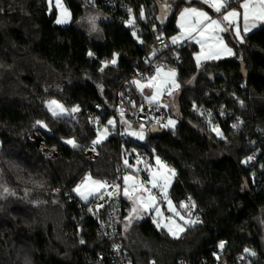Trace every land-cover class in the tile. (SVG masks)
<instances>
[{"label":"trees","instance_id":"16d2710c","mask_svg":"<svg viewBox=\"0 0 264 264\" xmlns=\"http://www.w3.org/2000/svg\"><path fill=\"white\" fill-rule=\"evenodd\" d=\"M62 1L70 14L66 26L55 23L46 0H0V183L9 189L0 192V264H24L25 257L31 264H91L95 253L106 250L93 222L65 192L86 172L114 179L121 163L114 129L103 142L93 141L112 118L117 93L141 99L130 75L144 69V58L175 71L177 110L167 111L177 123L148 136L146 126L142 142L127 136V149L146 153L149 163L156 157L167 161L175 171L168 197L175 205L194 204L201 223L174 239L146 217L124 233L127 254L135 264H264V25L243 43L225 33L233 57L198 65L193 46L173 49L169 41L177 13L203 6L195 0ZM163 2L170 12L160 24ZM87 8L106 16L91 33L78 26ZM161 36L170 43L162 53L154 47ZM51 98L81 112L53 117L45 108ZM192 103L204 114L194 112ZM33 134L40 136L39 146ZM89 146L98 150L93 160L83 154ZM249 154L252 166L245 163Z\"/></svg>","mask_w":264,"mask_h":264},{"label":"snow or ice","instance_id":"6c2138e0","mask_svg":"<svg viewBox=\"0 0 264 264\" xmlns=\"http://www.w3.org/2000/svg\"><path fill=\"white\" fill-rule=\"evenodd\" d=\"M202 2L213 9L215 13L221 14L222 19H213L206 11L195 7H187L180 13L181 36L173 37L172 43L176 44L179 40L184 38L193 39L196 43L200 44L201 53L204 55L205 59H218L220 56V51H226L231 54L232 50L228 48L226 44H224L223 37L220 35V33L234 31L235 37L238 38L241 43H243L245 36L242 35V32L244 34H247L251 30L256 29L259 25H264V0H237L239 10H229V6L233 2V0H202ZM49 4L51 5V0H49ZM56 7L61 10V14L57 17L55 22L57 24L67 23L69 14L67 12V9L63 7L61 0H56ZM2 11L3 9H0V12ZM131 11L132 10L129 9L130 13ZM140 16H144L143 11L140 12ZM95 19V17L90 19L93 30H96ZM128 23H134V20L130 19ZM133 35H136V33L134 32ZM206 45L208 46L207 51H205ZM217 45L219 46V48L216 47ZM89 55H91V53ZM196 60L197 64L199 65L201 60L200 54L196 56ZM111 63H116L115 57L113 58ZM155 71L156 75L149 77L146 83H141L139 80H134L133 83L141 91V93H143V90L145 88L152 89L153 91L151 95L146 96L145 99L149 103H156L157 105H160L161 97L165 94V92L167 93V95L171 96L173 94L172 90L178 88L179 85L175 82L174 77L176 73L174 70H170L169 72L164 73L163 76L161 75L163 71L161 67H157ZM163 106L166 107L167 105ZM47 107L53 117L57 118L64 117L66 115L71 116L72 113L79 111L78 107H74L71 110H68L57 100L48 101ZM142 110L143 108L141 107V111ZM120 115L121 121L126 123V121L123 120L124 112L122 109ZM36 123L37 125H40L42 127H47V125L42 121H37ZM108 124L114 126L115 121L109 120ZM174 124L175 121L169 120L168 124L164 126L167 127ZM233 127H238V125H233ZM143 128L144 125L141 124L140 132H130L129 135H134L137 136L138 139H143ZM213 131H215L218 136H222V133L218 128H214ZM107 132V127L103 130V132H100V130L98 129L97 138L93 141V145L100 143L102 139L106 138ZM66 143L71 144L73 147L77 146L74 140H67ZM251 159L252 157H248L245 163H247ZM124 163L127 167H133L132 165L128 164L127 160H125ZM139 163H141V161L138 159L137 164ZM156 164L158 168L155 171L151 170V166L146 165L150 172V179L147 183L150 184L151 187H148L144 182L138 181L132 176L126 175L124 177L123 194L127 199L131 200L133 204V207L127 217L128 224L125 225V228L127 229V227L131 225L133 218H142L139 215L140 211L147 212L155 210L157 216L161 215L160 210L157 207V195L153 193V189L160 190V196L164 200H167L170 206L169 211L173 212L175 216L180 217V219L184 221L185 225H187L188 227H193L196 224L201 223L198 216L195 219L185 220V217L182 216L180 212H178L174 207H171L172 202L168 199L167 189L171 182V177L175 175V171L169 169L168 166L165 165L159 157L156 158ZM137 171H139V169H137ZM90 184L94 186V188H90ZM106 187H108L106 182L92 180L91 176H88L85 178L84 182L73 189V191H75L82 200L87 201L89 197L95 195V193L99 191V189ZM114 187H116L117 190L119 189V185H115ZM0 192L7 194L9 193V189L2 183H0ZM108 195H112V193H108ZM100 198L103 199V196L101 195ZM36 203L38 206L40 202ZM192 207H195V205L192 204ZM180 208H188V205L185 203H181ZM188 215L190 217L191 212H189ZM157 227L159 228L161 227V225L157 223ZM164 227L167 228L168 233L174 239H179L181 233L186 230V228L179 225H177L175 229L169 224H165ZM80 242L84 243L83 240H81ZM219 248L221 250L224 248V242L220 243ZM244 251L249 252L250 255H255V253L250 252L249 249H245ZM24 264H31L28 257L24 258ZM153 264H155V262H153Z\"/></svg>","mask_w":264,"mask_h":264},{"label":"built area","instance_id":"2783aa9c","mask_svg":"<svg viewBox=\"0 0 264 264\" xmlns=\"http://www.w3.org/2000/svg\"><path fill=\"white\" fill-rule=\"evenodd\" d=\"M140 9L143 10V7L140 6ZM171 43V42H170ZM167 42L165 37H157L155 39L154 47L157 52L162 53L166 50L170 44ZM173 49H176L179 45L170 44ZM93 57V56H92ZM175 60L178 61L179 57L174 55ZM145 67L144 69L135 70L131 75L130 79L134 80H144L149 75L156 73V68L161 67L162 70H173L170 67H164L162 64L153 61L152 59L144 58ZM175 82L179 85L176 75L174 77ZM179 89L175 88L172 91H177ZM141 107L143 110L141 111ZM192 110L199 115L204 114V110L199 108L196 103H192ZM92 109L99 111L101 107L97 104L92 105ZM121 109L124 112V117L126 120H131L134 123L143 124L144 127L149 126V128L153 125L158 126L163 131L168 129L164 125L168 124L169 120H172V116L167 111V108L162 107L161 105H157L156 103H149L147 100L140 99L136 100L134 95L128 93L125 96L117 93L113 100L112 105V113L111 117L115 120L114 127V135L117 141L119 142V150L121 153V163L117 165L115 169V177L112 180H104L108 187L103 188L98 194H96L92 199H90L87 203L83 204L80 199L76 196L73 189L75 186L81 185L85 178L89 175L86 172L76 183V185L65 192V196L67 198H71L77 202V207L83 212L84 216L91 220L94 224V231L98 237H100L106 243V250L104 252H97L93 259H91V264H135L134 261L129 257L127 251L124 247V232H123V223L126 212V205L122 195V183L123 178L126 173V167L123 164V158L129 157L132 161L137 162L139 159L141 163L139 164H147L148 155L142 151L137 149H127V134L125 133L123 127L119 124V118H121ZM79 111L72 113L73 117H76ZM87 114V111H85ZM218 115L222 117V112H218ZM170 126V125H169ZM44 150V149H43ZM84 156L88 159H95L98 156V150L94 146L87 147L84 152ZM248 157H252L250 161L247 162L248 166H252L254 164V155L249 154ZM161 161L170 168V165L164 159ZM137 177L140 181L147 183L148 172L144 168H140L137 172ZM115 185H119V189L117 190ZM108 193H112V195H108ZM153 193L157 195L159 202L163 205V198L159 194L158 189H153ZM103 196V199L100 196ZM183 203L188 205L186 208V216L189 219H195L198 215L195 209L188 204V201L185 200ZM102 205V207H101ZM91 209V211H90ZM191 212V216L189 217L188 213ZM81 241V240H80ZM84 241V240H83ZM83 245L84 243H81ZM217 249L214 250V255H216ZM239 262H243L242 258L238 259ZM154 261H149L147 264H153ZM157 264V263H155ZM183 264V263H179ZM187 264V263H185Z\"/></svg>","mask_w":264,"mask_h":264},{"label":"rangeland","instance_id":"374dc122","mask_svg":"<svg viewBox=\"0 0 264 264\" xmlns=\"http://www.w3.org/2000/svg\"><path fill=\"white\" fill-rule=\"evenodd\" d=\"M61 3H62V5H63V7H64L65 9H67L66 6L64 5V3H63L62 0H61ZM46 4H47V11H48V12H50V11H52V10L55 11V14H56L55 21H56L57 17L61 14V10H60L59 8L56 7V0H51V5L49 4V0H46ZM67 12H68V14H69L68 9H67ZM169 12H170V4H169V3H166V2L161 3L160 6H159V13H158V16H157L158 22H159L160 24H164V23L166 22V20H167V18H168V15H169ZM93 17L96 18V19H95V29H97L98 24H99L101 21L106 20V16H105L104 14H102L101 12H99V11H97V10H94V9H92V8H87V9L85 10V12H84L83 17H82V18L80 19V21L78 22V26H79L80 28L84 29L87 33H91V32L96 31V30H93V26H92V24L90 23V19L93 18ZM69 22H70V14H69L68 22H67V23L58 24V25L66 26V25L69 24ZM55 23H56V22H55ZM56 24H57V23H56ZM173 37H177L176 34L172 35V36L170 37V39H172ZM140 82H141V81H140ZM146 82H147V80H145L144 82H141V83H146ZM135 86H136V85H135ZM136 90H137V92H138L141 96L144 97V99H145L146 96H150L151 93H152V91H153V90L151 89V91H150L151 93H150L149 95H146L145 92H144V90H143V93H141V91H140L137 87H136ZM162 99H163V96L161 97V102H160L161 106L166 105V104L163 103ZM51 100H56V99L51 98V99H48V100L45 101V108H46L47 110H48L47 103H48V101H51ZM57 101H58V100H57ZM58 102H59L60 104H62L60 101H58ZM62 105H63V104H62ZM63 106H64V105H63ZM64 107H65V106H64ZM163 107H165V106H163ZM65 108H66V107H65ZM165 108H167V107H165ZM66 109H67V108H66ZM48 112L51 114V112H50L49 110H48ZM51 115H52V114H51ZM109 120H114V118H110V119H108V120H107V123H106L105 125H103V126L99 129L100 132H103V130L107 127L108 132H107L106 138L111 134V130H112V128L114 129V127H115V125L112 126V125H109V124H108V121H109ZM123 120L126 121V123H125V122H122V121H121V118H120V122H121L120 124H121V127H123V129H124L125 133L127 134V136L133 138L134 140H136V141H138V142H142V141L144 140V138H145V134H146L145 127H144L143 130H142V131H143V136H144V138H143V139H138L137 136L129 135V133H130V132H140V131H141V129H140V125H141V124H140V123H134L133 121H131V120H126L125 118H123ZM172 120L175 121V124H174V125L167 126L169 129H173V128L175 127L176 123H177V120H176L175 117H172ZM129 126H130V127H129ZM42 128H44V127H42ZM44 129H45V128H44ZM96 138H97V131H96V135H95L94 140H96ZM106 138L102 139L101 142H103ZM31 140L34 142V144H36V145H38V146L41 144L40 136L37 135V134H33V135L31 136ZM101 142H100V143H101ZM98 144H99V143H98ZM44 151H46L47 154H51V155L53 154V151H51V150H45V149H44ZM156 158H157V157H156ZM156 158H155V162H154L153 169H151V170H153V171H155V170L158 168V166H157V164H156ZM125 160H127V159H126V158H123V164H124V166H125L128 170L126 171V174L124 175V177H125L126 175H128V176H132V177H134L136 180L140 181V180L138 179V177H137V172H138L137 169H140V166H142V167H143L144 169H146L147 172H148V179H147V181H146V182H148V180L150 179V172H149V170H148L147 167L145 168L143 164L139 166V164H137V162L128 163L129 165H132L133 167H127V166L125 165V163H124ZM160 160H161V158H160ZM127 161H128V160H127ZM154 167H155V168H154ZM156 167H157V168H156ZM169 169H172V168H169ZM172 170H173V169H172ZM92 180H93V179H92ZM172 180H173V176L171 177V182H172ZM98 181H100V180H98ZM171 182H170V184H169V186H168L167 194H168V190H169V188H170ZM130 183H131V181H130ZM122 184H123V185H122V195L124 196V194H123V189H124V178H123V183H122ZM146 185H147L148 187H151V185L148 184V183H146ZM76 187H77V186H75V188H76ZM89 187H90V188H94V186H92L91 184L89 185ZM75 188H74V189H75ZM99 190H100V189H99ZM159 191H160V190H159ZM98 192H99V191H97L95 194H97ZM74 193L76 194V196H77L79 199H81L80 196L77 195V193H76L75 191H74ZM94 196H95V195H94ZM124 198H125L126 200H128L129 203H130L129 211H128L127 215L125 216V218H124V223H123V232H124L127 236H128L129 234H131L132 232H134V229H135V227L138 225V223H139L142 219H144V218H146V217H150L152 223L155 225V227H156L157 230H163V231H164L165 233H167L169 236H171V235L168 233L167 228L164 227L165 224H169V225H170L171 227H173L174 229L176 228L177 225H179V226H181V227H184V228L187 226V225H185L184 221L180 219V217L175 216V215L173 214V212L169 211V207H170V206H169L167 200H164V199H163L164 203H163V205H162V204L159 202L158 198H157V207L159 208L161 215H160V216H157V213H156L155 210H151V211H147V212H145V211H140V212H139V215H140L142 218H141V219H135V218H133L131 225L128 226L127 229H126V228H125V225L128 224L127 217H128V215H129V212L131 211V209H132V207H133V204H132V201L129 200V199H127L125 196H124ZM168 199L170 200L169 197H168ZM81 200H82V199H81ZM82 201H85V200H82ZM171 202H172V201H171ZM180 204H181V203H180ZM180 204L175 205V204L172 202L171 207H174L178 212H180V214H181L182 216L185 217V220L189 219V218H187V216H186V208H180ZM154 221H155V222H154ZM157 223H159V224L161 225V227L158 228V227H157ZM259 223H260V226H261V229H262V232H263V237H264V218H263V216L260 217V219H259ZM263 239H264V238H263Z\"/></svg>","mask_w":264,"mask_h":264},{"label":"crops","instance_id":"0c3cea01","mask_svg":"<svg viewBox=\"0 0 264 264\" xmlns=\"http://www.w3.org/2000/svg\"><path fill=\"white\" fill-rule=\"evenodd\" d=\"M185 1H190V0H185ZM195 1H197V2H199L200 4H202L203 6L202 7H197V6H189V7H195V8H198V9H201V10H203V11H206V12H208V14H209V16L210 17H212L213 19H222V16H221V14H218V13H215L214 12V10L213 9H211L207 4H204L203 2H202V0H195ZM185 8H187V7H184V8H182L178 13H177V15H176V19H175V22H174V24H175V27H176V36L177 37H179V36H181V28H180V13L185 9ZM231 9H238V3H235L232 7H229V10H231ZM239 10V9H238ZM242 11V10H241ZM241 26H242V21H241ZM253 30H255V29H253ZM253 30H251L250 32H252ZM250 32H248L247 34H249ZM225 33H227V34H229V36H230V38L235 42V43H241L240 42V40L238 39V38H236L235 37V32L234 31H229V32H224V33H220V35L223 37V41H224V44H226L227 45V47L228 48H230L232 51H231V54H229L228 52H226V51H220V56H219V58L218 59H205L204 58V55L201 53V47H200V44H198V43H196L195 42V40H193V39H190V38H184V39H181V40H179L176 44L177 45H181V44H185V43H187L188 45H191V46H193L194 47V52H193V59L195 60V62L197 63V60H196V56L198 55V54H200L201 55V60H200V63L199 64H202V63H210V62H217V61H219V60H223V59H227V58H231V57H233V55H234V51H233V48L231 47V45H229L227 42H226V40H225V37H224V34ZM247 34H244L243 32H242V35H247ZM171 43H172V39H170L169 40ZM207 45L205 46V51H207ZM217 48H219V46L217 45L216 46ZM168 71L167 70H163L162 71V73H161V75L163 76V74L164 73H167ZM156 75V73H154V74H151V75H149L147 78H145L144 80H139V81H141V82H144L145 80H147L149 77H152V76H155ZM133 87H134V89H135V91L137 92V90H136V86H135V84L133 83ZM179 90V89H178ZM178 90L177 91H172L173 92V94L171 95V96H169V95H167V93L165 92V94L163 95V99H162V101H163V103L164 104H166L167 106V108L169 109V110H171V111H173V112H175L176 110H177V94H178ZM151 89H149V88H145L144 89V92H145V94L146 95H149L151 92ZM138 93V92H137ZM139 94V93H138ZM139 96L141 97V99H144V97L143 96H141L140 94H139ZM144 100H146V99H144ZM161 105V104H160ZM163 107V106H162ZM165 108V107H164ZM115 121V120H114ZM119 124L121 123L120 122V118H119ZM120 126H121V124H120ZM112 130H113V128H112ZM112 130H111V132H112ZM133 139V138H132ZM52 151V150H51ZM126 159L128 160V163H133V162H135V161H132L129 157H126ZM154 162H155V159H154ZM154 162L153 163H145V164H143L144 165V167L146 168V165H148V166H151V169H153V166H154ZM140 165H142V164H139V166ZM140 168H143L142 166H140ZM155 168V167H154ZM157 168V167H156ZM128 169L126 168V171H127ZM126 174V173H125ZM89 176V175H88ZM87 176V177H88ZM93 179V178H92ZM148 179V178H147ZM93 180H99V179H93ZM101 182H104V180H100ZM123 185V184H122ZM103 190V188H101L100 190H99V192L100 191H102ZM159 190V189H158ZM153 191V190H152ZM98 192V193H99ZM97 193V194H98ZM96 195V194H95ZM94 197V195L93 196H90L89 197V199L87 200V201H82L81 199H80V201L81 202H88L90 199H92ZM123 198H124V196H123ZM124 201H125V203H126V206L128 207V210H129V207H130V203H129V201L128 200H126L125 198H124Z\"/></svg>","mask_w":264,"mask_h":264},{"label":"water","instance_id":"95a60500","mask_svg":"<svg viewBox=\"0 0 264 264\" xmlns=\"http://www.w3.org/2000/svg\"><path fill=\"white\" fill-rule=\"evenodd\" d=\"M240 74L244 77L245 75H244V68H243V66H241L240 67ZM163 132V130L162 129H160L158 126H156V125H153V126H151L149 129H148V132H147V136L148 135H155V134H157V133H162Z\"/></svg>","mask_w":264,"mask_h":264}]
</instances>
